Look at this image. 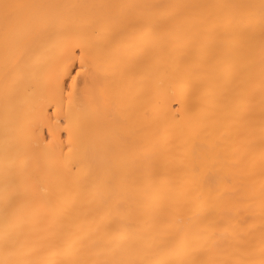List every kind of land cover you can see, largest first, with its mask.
I'll return each instance as SVG.
<instances>
[{
  "label": "bare ground",
  "instance_id": "1",
  "mask_svg": "<svg viewBox=\"0 0 264 264\" xmlns=\"http://www.w3.org/2000/svg\"><path fill=\"white\" fill-rule=\"evenodd\" d=\"M0 264H264V0H0Z\"/></svg>",
  "mask_w": 264,
  "mask_h": 264
},
{
  "label": "rangeland",
  "instance_id": "2",
  "mask_svg": "<svg viewBox=\"0 0 264 264\" xmlns=\"http://www.w3.org/2000/svg\"><path fill=\"white\" fill-rule=\"evenodd\" d=\"M79 68V65L76 64L74 67H73V74H76V71L78 70Z\"/></svg>",
  "mask_w": 264,
  "mask_h": 264
}]
</instances>
